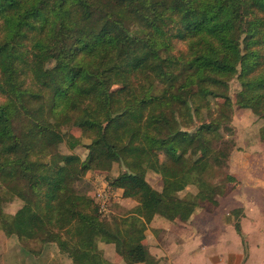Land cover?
<instances>
[{"label": "trees", "instance_id": "trees-1", "mask_svg": "<svg viewBox=\"0 0 264 264\" xmlns=\"http://www.w3.org/2000/svg\"><path fill=\"white\" fill-rule=\"evenodd\" d=\"M233 80L264 120V0H0V230L73 264H112L111 243L125 264H157V215L212 213L238 184ZM115 165L109 184L137 204L106 219L78 183Z\"/></svg>", "mask_w": 264, "mask_h": 264}, {"label": "crops", "instance_id": "crops-1", "mask_svg": "<svg viewBox=\"0 0 264 264\" xmlns=\"http://www.w3.org/2000/svg\"><path fill=\"white\" fill-rule=\"evenodd\" d=\"M240 163L245 166V169L241 167V172L231 167L232 173L238 179L235 190L227 197L220 198V205L214 212L198 208L187 222L177 219L170 226L169 222L155 225L154 218L149 224L145 244L150 254L156 258L157 264H264V157L250 154L244 156ZM235 209L241 210L238 216L245 236L244 241L233 225ZM214 228L220 230L216 233L220 240L215 243L216 236L213 238L209 235L216 231ZM149 232L156 234V237L153 234L154 238L151 240ZM235 232L238 240L234 236ZM162 234H171L170 238L179 237L183 243L176 241L167 256V249L164 247L166 242L160 237ZM222 234L229 237L222 238ZM197 239H200L201 245L197 244ZM224 239L229 242H224ZM150 241L156 251L151 250ZM212 244L217 245L218 249L211 252ZM107 245L110 252L105 253L106 258L112 264H125L116 252L115 245ZM200 246L202 247L199 248Z\"/></svg>", "mask_w": 264, "mask_h": 264}, {"label": "rangeland", "instance_id": "rangeland-1", "mask_svg": "<svg viewBox=\"0 0 264 264\" xmlns=\"http://www.w3.org/2000/svg\"><path fill=\"white\" fill-rule=\"evenodd\" d=\"M178 48H184L183 43L178 44ZM116 87L114 88V90ZM239 83L237 80H233L231 82L230 87V95L232 96L234 103V119L233 124L236 128V139L238 142V146H240V150H235L232 153L230 170L232 172V166L236 170H241V167L245 169V166H242L240 160L243 159L244 156L253 155L254 157H264V143L260 139L259 128L264 124V120L260 119L257 115H255L250 109L241 108L238 105L239 96ZM61 131H66L65 128H62ZM74 135L79 136L81 134L80 130L77 128H72L70 130ZM60 151L63 153H76L85 159L86 157V149L84 146L80 145L74 149H70L68 145L62 144L60 146ZM120 168L115 165L112 168L102 169H92L89 170L83 181L78 183V187L80 190L88 192L89 195L95 198L97 204L99 205V200L107 201V211L104 213V217L106 219H111L112 217H121L125 216L127 212L133 208L137 201L133 199H126L122 195V190H117L111 187L109 184V178L111 176H116L119 173ZM242 171V170H241ZM240 171V172H241ZM147 178L149 182L157 189L162 188V180L161 177L153 172L148 173ZM100 193L102 196H100ZM23 205V201L21 199L15 198L12 202L8 203L5 207V211L9 214H14L16 211ZM226 204L224 203V206ZM202 210V209H200ZM169 222V226L172 225V221L165 219L164 217L157 215L155 217L153 224H159ZM216 231L210 232L211 237H215L214 243L218 242L220 239L216 233L220 230L219 228H214ZM151 236V240L156 237V234L153 232H149ZM154 234V235H153ZM171 234L165 236L162 234L160 237L164 239L166 244L164 247L165 254L170 253L169 249L173 248L174 243L176 241L182 244L183 242L179 237H171ZM236 239L238 240V235L235 232ZM210 237V238H211ZM220 237H229V235L222 234ZM209 238V239H210ZM200 239H197L199 241ZM149 241V239H148ZM224 242L228 243V239H224ZM153 242V241H152ZM210 243V242H209ZM112 244V243H111ZM153 243H149L151 250L156 251L153 248ZM197 244L201 245L200 241ZM206 245V244H204ZM109 245L102 244L101 248L105 255V253L110 252L107 250ZM200 246L199 248H201ZM179 248V246H178ZM197 248V249H199ZM218 246L212 244L211 252L213 250H217ZM198 253L200 252L199 250ZM195 254V253H194ZM168 256V254H167ZM106 257V256H105ZM120 258V257H119ZM168 258V257H167ZM117 263L121 259L116 260ZM0 264H73L70 258L61 253L54 243L44 244L38 240H30V241H21L17 237H8L3 231L0 230ZM122 264V262H121Z\"/></svg>", "mask_w": 264, "mask_h": 264}, {"label": "built area", "instance_id": "built-area-1", "mask_svg": "<svg viewBox=\"0 0 264 264\" xmlns=\"http://www.w3.org/2000/svg\"><path fill=\"white\" fill-rule=\"evenodd\" d=\"M100 196H102V194L100 193ZM99 208H100V211L102 212H106L107 211V201L106 199L104 200H99Z\"/></svg>", "mask_w": 264, "mask_h": 264}]
</instances>
